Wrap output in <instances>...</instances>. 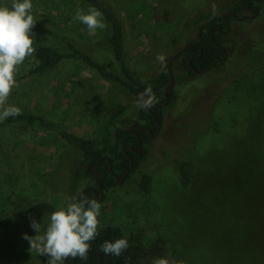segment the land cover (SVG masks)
I'll return each mask as SVG.
<instances>
[{
	"label": "rangeland",
	"instance_id": "rangeland-1",
	"mask_svg": "<svg viewBox=\"0 0 264 264\" xmlns=\"http://www.w3.org/2000/svg\"><path fill=\"white\" fill-rule=\"evenodd\" d=\"M106 1L125 23L127 61L146 78L158 76L175 53L198 39V16L225 13L238 2ZM11 2L0 0V6L11 7ZM32 3L34 48L65 49L59 37L65 35L118 71L105 41L108 25L93 35L73 19L77 10L88 11L87 4ZM230 22L225 33L229 54L222 66L193 74L181 59L172 62L173 102L165 107L159 134L149 140L143 164L153 177L151 190L142 192L135 175L99 194L100 228L113 225L138 236L145 248L139 264L161 257L175 264H264V0L257 17ZM158 54L165 57L163 70ZM35 64L33 54L19 67L8 100L22 112L94 138L118 106L129 107L121 124H132L140 111L136 97L80 60L30 74ZM176 158L195 163L188 188L181 186ZM79 159L81 152L54 132L28 126L0 129V264H46L47 257L30 251L23 235H36L32 219L41 223L42 235L51 214L26 218L15 212L38 201L54 202L59 210L78 197L84 186L74 193L70 183Z\"/></svg>",
	"mask_w": 264,
	"mask_h": 264
},
{
	"label": "trees",
	"instance_id": "trees-1",
	"mask_svg": "<svg viewBox=\"0 0 264 264\" xmlns=\"http://www.w3.org/2000/svg\"><path fill=\"white\" fill-rule=\"evenodd\" d=\"M81 1L89 7H95L103 13L104 20L108 25L105 41L108 44V49L115 57L118 71L109 69L104 62L90 52L82 49L68 36L63 35L59 37L67 45L65 49L49 44H39L35 48L34 55L36 64L30 69V74L48 72L65 60H80L95 69L102 77L125 89L132 96L136 97V99L145 89L151 88L157 98V104L163 103L166 99L165 91L170 84L168 69H164L158 76L153 78H146L134 70L126 58V27L119 13L106 0ZM247 6L262 9L263 0H238L237 4L231 10H234L239 15H244L243 11H247ZM228 19L230 21L236 20L233 15H228ZM195 22L198 25V39L192 41L190 44H197L201 49L195 47L184 53L183 56H187L185 63L190 69L187 61L189 57L194 56L191 62L192 66L197 69L209 68L213 62L225 56L222 48L229 51V47L225 43L224 33L228 27L227 18L224 17V13H206L198 16ZM96 45L101 47L104 45V42L97 41ZM242 45L239 42L241 48ZM240 47L238 48L239 50H241ZM261 47L264 53L263 43H261ZM225 60L218 61L215 66H222ZM173 96L172 91L168 93L169 104L173 102ZM152 109L154 113H151L148 109H140L139 113L135 115L133 123L148 126L152 129V132H156L158 123L155 115L163 122L165 107H157V105H154ZM128 112L129 107L118 106L114 109L113 114L107 119L104 127L102 126V130L96 131L94 138H87L71 132L41 115L30 112H22L19 116L9 117L0 122V129L15 126L37 127L48 132H54L57 136H60L65 145L78 149L82 154V159H79L74 165L71 175L70 187L74 193H79L81 187H85L86 185H91L97 191H100L99 182L102 184L103 189L112 188L119 183L116 176L121 180L122 176L128 170L126 176L132 177L139 175L140 189L142 192L148 193L152 187L153 177L143 170V164L149 156V140L152 139V136L149 130L142 131L138 128L133 129L130 123L121 124L120 120ZM138 139H140L142 145L141 152L131 149V147L138 148ZM125 146H127L126 149H124ZM128 153L132 156L133 165H131V159ZM105 156L107 158L97 163ZM175 164L179 173L181 186L188 188L195 176V163L193 159L176 158ZM94 168L99 169L98 180L95 177V171H90V169ZM90 179L93 180L92 184H88ZM79 196H81V193ZM85 196L99 202V198L94 191H86ZM56 210L57 208L54 202L38 201L26 210L19 209L15 213L26 218H33L42 214H51ZM118 238L128 240V249L120 256L105 255L101 251V245L105 241H114ZM144 253L145 248L138 236H128L120 227L107 225L99 228V235L91 242V249L88 252L86 261L95 264L102 257L100 264H139ZM66 264L85 263L77 258L72 260L71 263L66 261Z\"/></svg>",
	"mask_w": 264,
	"mask_h": 264
},
{
	"label": "clouds",
	"instance_id": "clouds-1",
	"mask_svg": "<svg viewBox=\"0 0 264 264\" xmlns=\"http://www.w3.org/2000/svg\"><path fill=\"white\" fill-rule=\"evenodd\" d=\"M73 19L84 24L89 34L94 35L97 30L107 28L103 13L95 7H90L86 13L77 10ZM36 22L32 0H12L11 7L0 6V122L22 114L21 109L9 105L8 100L16 86L19 67L35 52L31 33ZM156 59L163 70L166 66L164 55L158 54ZM157 102L151 88H147L139 94L136 107L147 110ZM100 214L101 204L97 200L82 195L73 197L65 206L51 213L42 235L41 223L32 219L30 227L36 235L25 233L23 238L28 241L30 251L47 257L46 264H66V261L77 258L86 261L91 242L99 235ZM128 247L127 239L118 238L105 241L101 251L105 255L120 256ZM153 264L175 262L161 257L155 259Z\"/></svg>",
	"mask_w": 264,
	"mask_h": 264
},
{
	"label": "flooded vegetation",
	"instance_id": "flooded-vegetation-1",
	"mask_svg": "<svg viewBox=\"0 0 264 264\" xmlns=\"http://www.w3.org/2000/svg\"><path fill=\"white\" fill-rule=\"evenodd\" d=\"M255 9L256 8H254V7H250V6H247V11L248 12H254L255 11ZM220 46V45H219ZM195 47H198V48H200V46H198L197 44H189L188 46H186L185 48H183L182 50H180V51H178L177 53H175L173 56H172V58L170 59V61L172 60V62L175 60V59H181V61L183 62V64H184V66H185V68L187 69V71H189V72H191V73H201V72H204V71H206L207 69H209L210 67H212V66H215L216 65V63L218 62V61H224V60H220L221 58H223V57H221V58H219L217 61H215V62H213V64L209 67V68H205V69H197V68H195L194 66H192V64H191V62H192V60H193V57L194 56H191V57H189L188 58V61H187V63H188V65L190 66V69L188 68V66H187V64L185 63V59H186V57H184L183 56V54L184 53H186L189 49H191V48H195ZM201 49V48H200ZM223 49V51L225 52V54H226V51L228 52V54H229V51L227 50V49H225V48H222ZM226 50V51H225ZM228 57V56H227ZM226 57V58H227ZM172 62L170 63V67H171V65H172ZM168 66H169V64H168ZM168 69V68H167ZM172 70V69H171ZM173 72V71H172ZM174 74V73H173ZM175 76V75H174ZM170 83H171V77H170ZM170 85V84H169ZM169 89V87L166 89V91H165V93H166V99H165V101L163 102V103H161V104H155V105H157V107H166L167 105H169V97H168V93L169 92H173V88L172 89H170V90H168ZM173 95H174V92H173ZM151 113H154L153 112V109L152 108H150V109H148ZM157 121V120H156ZM158 123V122H157ZM134 123H132L131 125H133ZM139 124V123H138ZM161 125H162V122H161ZM141 126V125H140ZM142 127H145V128H150V127H148V126H142ZM151 129V128H150ZM145 130H148V129H145ZM160 130H161V126L159 127V125L157 124V131L156 132H152V129H151V132L154 134V135H157L156 133L159 131L160 132ZM142 131H144V130H142ZM150 132V131H149ZM150 132V133H151ZM159 134V133H158ZM153 135V136H154ZM151 136H152V134H151ZM134 148V147H133ZM136 149H140V150H142V145H141V141H140V139H138V148H136ZM136 151V150H135ZM141 152V151H140ZM129 154V153H128ZM131 155V154H130ZM96 170V168H94V169H90V171L91 172H93V171H95ZM127 173L128 172H126L123 176H122V179L121 180H119V178L117 179L119 182L120 181H124V179L127 177L126 175H127ZM82 191H84V196H85V192L86 191H94L95 193H96V195H97V197L98 198H100V196H99V194H102L100 191H97V189L95 188V187H93V186H91V185H86L82 190H81V195H82ZM102 260V257H100L99 258V261L97 262V263H95V264H100V261ZM83 261V260H82ZM69 263H71L72 262V260H69L68 261ZM84 263H87V261H83ZM88 263H90V262H88ZM93 264V263H92Z\"/></svg>",
	"mask_w": 264,
	"mask_h": 264
},
{
	"label": "water",
	"instance_id": "water-1",
	"mask_svg": "<svg viewBox=\"0 0 264 264\" xmlns=\"http://www.w3.org/2000/svg\"><path fill=\"white\" fill-rule=\"evenodd\" d=\"M259 13H260V9H258V8H256L255 9V14H253V15H251V14H246V15H239V14H237L234 10H229V11H227V12H225L224 13V17H226L227 18V30L226 31H224V33H227L229 30H230V27H231V22H230V20L228 19V15H233L236 19H238V20H243V19H247V18H255V17H257L258 15H259ZM226 51V50H225ZM228 56V52L226 51V54H225V56L223 57V58H221L220 60H225L226 59V57ZM172 62V60L171 61H169V66H168V73H169V75H170V77H171V83H170V85H169V89L168 90H170V89H172L173 88V86H174V84H175V76H174V74H173V72H172V70H171V67H170V63ZM155 118H156V120H157V122H158V125H159V127L161 126V121H160V119L157 117V115H155ZM132 128L133 129H135V128H138V129H140V130H145V129H148L150 132H151V129L150 128H145V127H142V126H140V124H138V123H134L133 125H132ZM159 133V131L156 133V134H158ZM151 134H152V136L154 135L152 132H151ZM128 146H130V145H128ZM127 148V146H125L124 147V149H126ZM131 149L132 150H136L137 152H140L141 150L139 149H136V148H133V147H131ZM129 155V157H130V159H131V165H133V159H132V156L130 155V154H128ZM104 158H107V156H105V157H103L99 162H97V163H100ZM109 162H110V160H109ZM110 165H111V163H110ZM129 171V170H128ZM127 171V172H128ZM98 175H99V169L98 168H96V170H95V177H96V179L98 180ZM117 177V179H118V176H116ZM99 190H100V192L101 193H103V187H102V184L99 182ZM82 196H84V191H82ZM85 264H92V263H85Z\"/></svg>",
	"mask_w": 264,
	"mask_h": 264
}]
</instances>
